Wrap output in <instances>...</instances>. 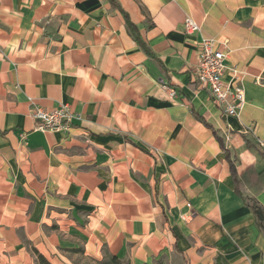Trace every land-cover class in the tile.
<instances>
[{
	"label": "crops",
	"instance_id": "1",
	"mask_svg": "<svg viewBox=\"0 0 264 264\" xmlns=\"http://www.w3.org/2000/svg\"><path fill=\"white\" fill-rule=\"evenodd\" d=\"M116 1L153 55L109 0H0V264H35L30 247L51 264L105 250L123 264H264L248 206L264 210V189L239 197L224 154L239 174L264 169V0ZM204 38L227 42L240 71L237 117L192 80ZM63 104L79 116L69 130L35 131V106Z\"/></svg>",
	"mask_w": 264,
	"mask_h": 264
},
{
	"label": "built area",
	"instance_id": "2",
	"mask_svg": "<svg viewBox=\"0 0 264 264\" xmlns=\"http://www.w3.org/2000/svg\"><path fill=\"white\" fill-rule=\"evenodd\" d=\"M184 25L187 34L200 31V26L191 18H187ZM229 53L227 42L204 38L200 43L197 63L188 70L198 88L208 90L225 114L237 117L246 105V93L239 82L240 71L235 66L228 67L226 63ZM228 71L231 78L226 80ZM33 117L36 120L35 131L42 133L69 130L79 119L67 104L52 110L35 106Z\"/></svg>",
	"mask_w": 264,
	"mask_h": 264
},
{
	"label": "trees",
	"instance_id": "3",
	"mask_svg": "<svg viewBox=\"0 0 264 264\" xmlns=\"http://www.w3.org/2000/svg\"><path fill=\"white\" fill-rule=\"evenodd\" d=\"M113 7L118 8L121 10L123 15L125 16L127 28L129 32L131 33L134 40L138 43V45L149 55H153L149 47L144 43L142 40L138 27L130 20V17L128 13H126L121 6L118 4L116 0H109ZM196 117L204 123L207 127L212 128L211 124H209L201 115L196 114ZM214 134L217 136V132L214 131ZM246 139V138H245ZM247 147L250 149H253V146L250 144L249 141L246 140ZM224 154L226 157V160L228 161L230 165V172L232 175V178L234 180L235 184V191L236 194L244 199V191L247 188H251L256 192H261L264 189V169L259 170L256 165H253L249 168H247L244 172L241 174L238 173L236 169V156H232V153L225 149ZM252 212L255 215L256 221L258 223V226L262 231H264V210L258 206V205H248ZM32 251L34 257H35V264H51V262L42 255L38 250L35 248H30ZM186 260L183 259V264H186ZM99 264H123V261L114 255H111L108 250L104 251V258L102 261L99 262Z\"/></svg>",
	"mask_w": 264,
	"mask_h": 264
},
{
	"label": "rangeland",
	"instance_id": "4",
	"mask_svg": "<svg viewBox=\"0 0 264 264\" xmlns=\"http://www.w3.org/2000/svg\"><path fill=\"white\" fill-rule=\"evenodd\" d=\"M31 248V247H30ZM88 264H98V263H88Z\"/></svg>",
	"mask_w": 264,
	"mask_h": 264
}]
</instances>
